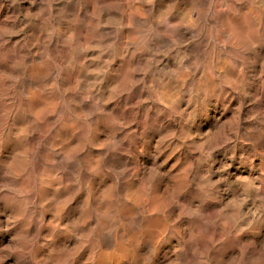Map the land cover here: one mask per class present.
I'll use <instances>...</instances> for the list:
<instances>
[{"label": "bare ground", "instance_id": "6f19581e", "mask_svg": "<svg viewBox=\"0 0 264 264\" xmlns=\"http://www.w3.org/2000/svg\"><path fill=\"white\" fill-rule=\"evenodd\" d=\"M0 234L24 264H264V0H0Z\"/></svg>", "mask_w": 264, "mask_h": 264}, {"label": "rangeland", "instance_id": "374dc122", "mask_svg": "<svg viewBox=\"0 0 264 264\" xmlns=\"http://www.w3.org/2000/svg\"><path fill=\"white\" fill-rule=\"evenodd\" d=\"M0 236H1V234H0ZM2 237V236H1ZM13 240V237H6V238H0V243H1V245H0V264H5L6 262V264H13V263H15V264H24V261H25V252H23V250H20L19 249V247L17 246V243H16V239L14 238V240ZM13 243V245H12V243ZM15 241V242H14ZM7 244H6V243ZM4 243H5V245H4ZM10 245H9V244ZM16 243V244H15ZM7 245V246H6ZM9 245V246H8ZM18 247V248H17ZM16 250H15V249ZM1 249H2V251L4 250L5 252H2L1 251ZM7 251V252H6ZM21 251V252H20ZM2 252V253H1ZM16 253L18 254V255H16ZM11 254V255H10ZM14 254V255H13ZM23 254V255H22ZM8 256H9V258H8ZM11 256V257H10ZM15 256H18V257H16L15 258ZM19 256H21V257H19ZM23 257V258H22ZM3 258V259H2ZM12 258H14V260H12ZM15 259H16V261H15ZM3 260H4V262H3ZM12 261V262H11ZM13 261H15V262H13Z\"/></svg>", "mask_w": 264, "mask_h": 264}]
</instances>
